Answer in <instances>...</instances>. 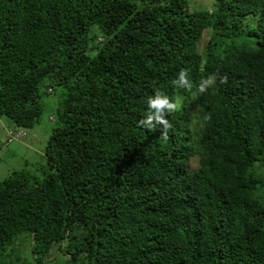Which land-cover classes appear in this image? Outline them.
<instances>
[{"label": "trees", "instance_id": "1", "mask_svg": "<svg viewBox=\"0 0 264 264\" xmlns=\"http://www.w3.org/2000/svg\"><path fill=\"white\" fill-rule=\"evenodd\" d=\"M157 90L166 141L137 124ZM52 94L43 161L0 180V264H264V0H0V117Z\"/></svg>", "mask_w": 264, "mask_h": 264}, {"label": "rangeland", "instance_id": "2", "mask_svg": "<svg viewBox=\"0 0 264 264\" xmlns=\"http://www.w3.org/2000/svg\"><path fill=\"white\" fill-rule=\"evenodd\" d=\"M190 3L197 9L207 8L212 5L213 0H190ZM101 39V38H99ZM51 96V97H50ZM49 98L47 100V98ZM46 107L42 113L40 125H37L33 129L25 130L23 128L13 127L11 123H8L6 119L0 117V180L7 177L11 172L19 170L21 168H28L34 170L38 163L43 161V150L47 141V137L50 134L51 123L48 121V114L51 109H54L58 102V95H45ZM13 129L16 132H21L17 137L7 141V131ZM28 162V165L25 163ZM193 167L197 166V160H191ZM28 243V244H27ZM22 243L24 247L21 252L16 251L17 254L28 259L30 252L28 250L30 242ZM58 244H55L54 248L49 252L47 259L50 264H64V259L58 253L55 248ZM12 259L15 257L12 255Z\"/></svg>", "mask_w": 264, "mask_h": 264}, {"label": "clouds", "instance_id": "3", "mask_svg": "<svg viewBox=\"0 0 264 264\" xmlns=\"http://www.w3.org/2000/svg\"><path fill=\"white\" fill-rule=\"evenodd\" d=\"M216 76H210L208 79L202 80L198 85H195V90L199 94H204L210 87L215 84ZM221 83L227 82V77L220 78ZM173 83L189 92L194 89L193 81L189 78V70L183 69L178 72L176 79ZM181 98H171L167 94L157 90L154 95L147 99L148 111L144 118L140 119L137 124L149 130H159L162 140L169 139L168 132L172 129L173 125L168 119V114L176 112L181 106ZM206 120L211 119V115L205 116Z\"/></svg>", "mask_w": 264, "mask_h": 264}, {"label": "built area", "instance_id": "4", "mask_svg": "<svg viewBox=\"0 0 264 264\" xmlns=\"http://www.w3.org/2000/svg\"><path fill=\"white\" fill-rule=\"evenodd\" d=\"M20 133L21 132H16V131H12V130L11 131H8L7 134L9 136V138L7 139V141L10 140V139H13L15 137H17Z\"/></svg>", "mask_w": 264, "mask_h": 264}]
</instances>
